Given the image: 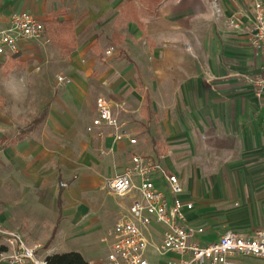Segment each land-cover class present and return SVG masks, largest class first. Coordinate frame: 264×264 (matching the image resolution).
<instances>
[{
    "label": "crops",
    "instance_id": "0c3cea01",
    "mask_svg": "<svg viewBox=\"0 0 264 264\" xmlns=\"http://www.w3.org/2000/svg\"><path fill=\"white\" fill-rule=\"evenodd\" d=\"M59 2L55 8L47 11L48 13L44 11V14L39 11L38 14L32 13L34 3H27V0H17L12 8L0 10L1 26L6 23L10 14L26 12L32 14L45 28L41 40L23 43L17 55L0 58V140H4L0 146V166L17 174L16 169L19 166L29 170L26 175L20 173L12 178L0 176V222L4 229L18 234L25 244L35 248V251L36 248H42L44 254L37 255L38 259L45 260L50 255L62 254L56 251L66 246L64 243L74 240L77 242L76 250H67L64 253L77 252L87 264L104 263L105 258H100L95 243L82 245L80 240H77L83 237L74 233L70 225L85 218L89 212L87 206L80 202L81 191H78V188L73 192L66 191L54 182V179L60 182L63 173H66L54 169L61 166L64 169L69 167L68 148L62 145H52L51 148L43 144L44 139L39 140V133H42L41 137L44 138L47 134L53 135L52 130H60L62 134L68 132L69 116L66 114L64 117L62 113L61 115L53 100L49 99L39 114H35V117L20 125L18 108L14 105L24 104L28 100L26 89L28 81L8 80L2 75L6 69L25 67L27 60L39 52L36 44L47 47L51 41L54 43L50 30L54 28L55 21L68 22L74 35L71 53L68 56L64 55L61 48L54 44L60 55L69 60L71 65L68 67L69 70L75 69L76 72L70 84L69 91L72 90V93L68 92L62 96L61 103L67 110L70 100L84 103L87 101L88 87L78 72H83L84 67L77 61L87 52L83 42L90 39L92 42L90 46L97 43V36L93 30L98 28L97 21L100 18L106 19L107 15L111 23H119V18L120 22L128 20L129 25H133L136 33H139L140 40L148 37L155 40L157 49L154 55L157 64L153 65L152 79L150 75H143L142 78L141 69L123 49H119V53L135 70L137 86L143 89L142 103L146 105L147 101L149 105V110H146V106L144 110L147 114L151 111L152 101L146 89L151 85L144 82L151 80L157 89L160 88L158 92L162 95V102L174 104L172 118L167 117L163 123L165 135L174 136L179 146L189 145L190 163L194 160L199 161L198 165L193 162L188 165L187 157L180 156L176 158L174 166L168 162L163 165L152 155L169 174L176 176L180 183L186 185L181 199L193 204V210L186 213L187 224L191 229L203 230L201 234H196V240L201 245H206L216 242L228 231L250 236L255 229L264 224V221L252 222L238 227L228 220L227 229H223L226 226H220L222 223H219L210 225L212 229L206 231L203 228L205 223L201 209L200 213H196L199 209L196 208V204L204 199L227 203L246 200L264 203V95L256 97L245 82V77L258 76L264 68V55L251 42L253 5L255 2L264 4V0H66L64 4H61L62 0ZM142 10L148 15V19L143 22L138 18V11ZM231 19H234L237 27L230 25ZM116 32L112 33V38L118 42L122 41L123 37ZM98 95H103L109 100L101 92L96 94L95 99ZM95 99L93 108L96 117ZM147 114L144 118L146 123L151 119ZM55 120L61 121L60 129L55 127L57 125ZM105 137L107 142L112 140L109 133ZM117 146L121 148L123 145ZM224 152L237 153L233 155V158L237 159L233 165L213 167L204 164L207 160L220 159ZM208 153H212L213 156H208ZM227 158L231 159L229 153ZM247 160L254 162L249 165L241 163ZM81 166H78L79 169H82ZM41 167L53 170L48 172V176L47 173L45 176L35 175L34 169ZM31 168L33 170H30ZM89 182L96 184L98 180L85 176L80 180L81 184ZM205 184L212 185L208 191L204 189ZM155 186L163 189L164 181L155 180ZM129 205V199L120 205L121 216L118 219L126 213ZM199 207L203 208L201 205ZM226 213L227 217L235 215L232 209ZM96 220L98 219L95 218L94 221ZM54 231L56 233L53 240L45 248ZM153 241L154 245H159L161 239L157 236ZM102 243L107 245L103 240ZM7 257V253L2 254L0 264H9ZM147 257L150 264H165L172 255L160 257L153 248H150ZM246 260L260 264L254 259Z\"/></svg>",
    "mask_w": 264,
    "mask_h": 264
},
{
    "label": "rangeland",
    "instance_id": "374dc122",
    "mask_svg": "<svg viewBox=\"0 0 264 264\" xmlns=\"http://www.w3.org/2000/svg\"><path fill=\"white\" fill-rule=\"evenodd\" d=\"M59 1L61 0H27V3H34L31 9L32 13L38 14L37 11H39L44 14V11L48 13L47 11L55 8L60 3ZM65 1L62 0L61 4H64ZM15 3H17V0H0V10L1 8L2 10L12 8ZM138 18L143 22V20L146 21L148 19V15L143 13V10L141 12L138 11ZM108 19L107 15L106 19L100 18L97 21L98 28L93 30L97 36V43L90 46L92 44L90 39L83 42L85 44L84 49L87 52L85 56L77 61L78 64L83 65L81 67H84L83 72H78L85 79L88 87L87 101L84 103L80 104L76 100L75 102L70 100L69 110L64 108L61 103L62 96L67 95L68 92L72 93V90L69 91L70 84L76 71L75 69L69 70L68 67L71 66L69 60L60 55L58 48L52 41L47 47L36 44L35 46L39 48V52L27 60L25 67H17L13 70L6 69L2 75L8 80L19 79L28 81L26 88L28 100L24 104L14 105L18 108L20 125L35 117V114H39L49 99L53 100L60 114L62 113L64 117L66 114L69 116L70 128L68 132L62 134L60 130H52L54 134H47L44 138L41 137L42 133H39V140L44 139L43 144L51 146V148H53L52 145H62V147L68 148L69 167L67 166L66 169L62 166L55 168L54 170L58 169L59 172L64 171L66 173H63L60 182L55 179L54 182L58 187H62L66 191L73 192L76 188L81 191L82 199L80 202L87 206L89 212H87L85 218L70 225L74 233L81 234L80 236L83 237L77 241L80 240L82 245L84 243H95L98 248V254L103 259L107 254V245H104L102 240L103 242L108 240L107 232L110 228H113L114 222L119 220L118 218L121 216L120 205L128 201V198L114 199L109 195L108 192L102 189L105 182L115 174L123 171L129 165L128 162L131 155L135 154L153 155L163 165L168 162L171 166H174L176 158L180 156L187 157L188 165L190 163L189 145L179 146L175 142V137L172 135L170 137L166 136L163 129V123L167 117L172 118L174 104L163 103L162 95H159L158 92L160 88L157 89L151 80H145L144 82L151 85L148 88L146 87V89L149 91L152 101L151 111L147 114L146 110H144L145 105L142 103L143 89L137 86L135 70L133 66L125 62L119 53V49H123L136 66L141 69L142 78L143 75H150L152 79V68L153 65L157 64L156 55H154L157 49L155 40L149 37L140 40L139 33H136L133 25H129L128 20L127 22H120L119 18V23H111ZM115 31L120 37H123L122 41L118 42L112 38V33ZM79 40L81 41L80 37ZM59 78H62V81H59ZM98 92L104 93L112 102L122 129L130 138L136 141L135 145L127 144L126 140L120 143H114L112 140L107 142L105 140L106 137L98 139L94 135L87 133L88 125L95 118L93 107L94 99ZM146 114L151 118L148 123L144 121ZM55 123L58 125H55V127L60 129L61 121L55 120ZM118 144L123 146L118 148ZM228 153L231 159L227 158ZM235 154L237 155V153L224 152L220 159L204 160V164L213 167L225 164L231 166L234 164V160H237L233 158ZM211 155L213 156L212 153H208V156ZM192 162L198 165L199 161L194 160ZM253 162L254 160L241 161V163H246L247 165ZM79 165H82V169H79ZM30 170H33V168ZM34 170L35 175L42 176L47 173L48 176V172L53 169L41 167ZM28 171L23 166H19L16 169L18 174L26 175ZM18 174L0 166V176L5 175L12 178ZM83 176L95 177L98 182L96 184L92 182L81 184L80 180ZM185 186L182 184L183 189L186 188ZM211 186V184H205L204 189L208 191ZM260 202L246 200L245 202L232 201L227 203L221 200L207 201L204 199L196 204V208H199L196 213H200L201 209L205 223L203 228L206 231L212 229L210 225L219 223H222L220 226H226L222 227L223 229H227L228 223L226 221L228 220H230V223H235L238 227H243L244 224L249 225L252 222L264 221V203ZM198 204L203 208H200ZM77 207L78 205L75 208ZM229 209H232L235 215L227 217L226 212ZM95 218L98 220L94 221ZM64 244L66 246L58 249L56 253L76 250V241L73 240ZM43 254L42 248H36V256ZM243 262L244 264H257L249 260H243Z\"/></svg>",
    "mask_w": 264,
    "mask_h": 264
},
{
    "label": "built area",
    "instance_id": "2783aa9c",
    "mask_svg": "<svg viewBox=\"0 0 264 264\" xmlns=\"http://www.w3.org/2000/svg\"><path fill=\"white\" fill-rule=\"evenodd\" d=\"M230 25L237 27L234 19ZM44 31V25L32 14H10L6 23L0 25V58L17 55L21 44L41 40ZM251 42L264 55V4L261 2L253 5ZM245 82L260 98L264 95V68L258 76L245 77ZM95 110L96 117L87 127L88 134L102 139L109 133L114 143L126 140L131 146L136 144L122 129L112 102L98 95ZM157 179L164 181L163 189L155 186ZM102 189L114 198L130 200L124 216L107 232L103 264H150L147 257L150 248L160 257L172 255L165 264H242L246 259L264 264V224L250 236L228 231L216 242L201 245L195 237L203 230L189 228L186 219L193 204L181 199L183 188L178 178L152 156L132 155L129 165L108 179ZM157 236L161 242L154 245ZM0 240L7 250L9 264H46L36 257L35 248L28 247L18 234L4 229L1 222Z\"/></svg>",
    "mask_w": 264,
    "mask_h": 264
},
{
    "label": "trees",
    "instance_id": "16d2710c",
    "mask_svg": "<svg viewBox=\"0 0 264 264\" xmlns=\"http://www.w3.org/2000/svg\"><path fill=\"white\" fill-rule=\"evenodd\" d=\"M52 39L58 47L61 48V51L64 55L68 56L71 53V49L74 46V35L71 28V25L68 22L55 21L54 28L50 30ZM146 110H149L148 102L146 101ZM4 140H0V146H2ZM62 190V189H61ZM61 190L58 195V208L61 207ZM56 231L53 232L51 238L46 243L45 248L49 246L51 241L54 238ZM6 248L3 245H0V257L2 254L6 253ZM46 264H87L82 256L77 252H69L62 254H53L45 258Z\"/></svg>",
    "mask_w": 264,
    "mask_h": 264
}]
</instances>
